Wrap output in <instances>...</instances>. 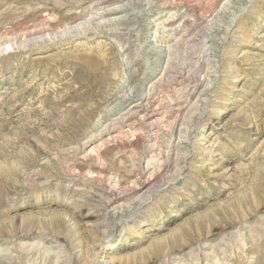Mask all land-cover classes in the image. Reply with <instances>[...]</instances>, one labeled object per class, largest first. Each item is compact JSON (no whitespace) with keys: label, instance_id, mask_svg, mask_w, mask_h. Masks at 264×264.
<instances>
[{"label":"rangeland","instance_id":"obj_1","mask_svg":"<svg viewBox=\"0 0 264 264\" xmlns=\"http://www.w3.org/2000/svg\"><path fill=\"white\" fill-rule=\"evenodd\" d=\"M0 264H264V0H0Z\"/></svg>","mask_w":264,"mask_h":264},{"label":"bare ground","instance_id":"obj_2","mask_svg":"<svg viewBox=\"0 0 264 264\" xmlns=\"http://www.w3.org/2000/svg\"><path fill=\"white\" fill-rule=\"evenodd\" d=\"M172 30H173V29H172ZM183 88H184V87H183ZM195 96H196V95H195ZM197 98H198V97H197ZM145 101H146V100H145ZM142 105H143V104H142ZM158 105H159V104H158ZM131 110H132V109H131ZM146 120H147V118H146ZM146 120H145V121H146ZM147 126H148V125H147Z\"/></svg>","mask_w":264,"mask_h":264}]
</instances>
